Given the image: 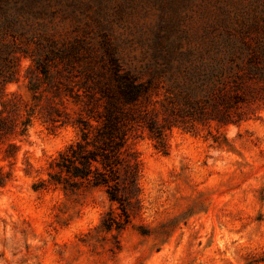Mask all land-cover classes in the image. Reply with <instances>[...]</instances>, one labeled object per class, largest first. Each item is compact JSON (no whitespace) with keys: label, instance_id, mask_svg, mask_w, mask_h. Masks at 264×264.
<instances>
[{"label":"rangeland","instance_id":"rangeland-1","mask_svg":"<svg viewBox=\"0 0 264 264\" xmlns=\"http://www.w3.org/2000/svg\"><path fill=\"white\" fill-rule=\"evenodd\" d=\"M98 1L77 0L76 12L38 9L29 16L56 35L93 44L108 31L124 61L139 68L146 62L142 40L162 15L176 35H185L203 30L215 5L173 0L162 14L151 0H132L121 19L104 25L103 15L113 11L98 13ZM181 45L192 46L185 38ZM33 64L29 53H20L19 78L0 89V107L14 94L31 102ZM162 92L155 89L147 105L159 106ZM256 111L240 125L175 126L167 131L166 151L140 131L131 142L143 167L141 208H132L121 232L101 228L106 213L118 211L102 187L36 188L78 139L79 111L58 127L34 117L25 135L0 140V170L11 173L0 185V264H264V102Z\"/></svg>","mask_w":264,"mask_h":264},{"label":"trees","instance_id":"trees-1","mask_svg":"<svg viewBox=\"0 0 264 264\" xmlns=\"http://www.w3.org/2000/svg\"><path fill=\"white\" fill-rule=\"evenodd\" d=\"M151 1L162 14L173 2ZM98 2V13L113 11L111 18L103 15V22L97 17L104 25L132 7V0ZM76 3L0 0V89L19 78L21 52L34 62L28 72L32 100L24 104L14 94L2 103L0 140L25 135L36 116L58 127L79 111L73 121L78 139L36 188L102 187L118 211L109 210L101 228L121 232L132 221V208H141L143 167L131 142L140 131L166 151L167 131L175 126L240 125L256 115V105L264 102V0H215L206 27L185 35H176L162 15L157 29L142 40L146 62L139 68L124 61L108 31L93 44L81 36L56 35L30 20L38 9L76 12ZM182 38L192 45L189 49L182 48ZM159 87L163 98L150 107ZM10 175L0 170V185Z\"/></svg>","mask_w":264,"mask_h":264}]
</instances>
